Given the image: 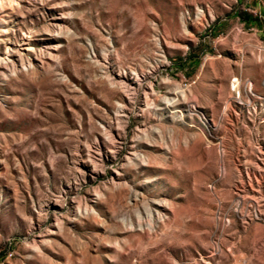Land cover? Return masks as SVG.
I'll list each match as a JSON object with an SVG mask.
<instances>
[{
    "label": "rangeland",
    "instance_id": "rangeland-1",
    "mask_svg": "<svg viewBox=\"0 0 264 264\" xmlns=\"http://www.w3.org/2000/svg\"><path fill=\"white\" fill-rule=\"evenodd\" d=\"M0 264H264V0H0Z\"/></svg>",
    "mask_w": 264,
    "mask_h": 264
}]
</instances>
